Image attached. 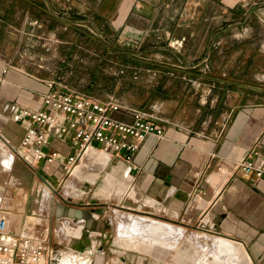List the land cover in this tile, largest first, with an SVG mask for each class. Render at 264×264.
Returning a JSON list of instances; mask_svg holds the SVG:
<instances>
[{"label":"crops","instance_id":"1","mask_svg":"<svg viewBox=\"0 0 264 264\" xmlns=\"http://www.w3.org/2000/svg\"><path fill=\"white\" fill-rule=\"evenodd\" d=\"M244 2L0 0V125L8 124L10 129L0 134L5 142L1 141L2 144L14 152L8 141L19 147L24 131L32 126L29 119H16L11 108L39 110L49 90L48 80L13 62L17 55L22 58L16 44L33 35L29 27L35 22L38 28L46 22L57 30L62 24L63 30H71L76 38L103 36L112 43V38L117 37L128 46L139 44L144 66L180 70L160 71L159 75L151 76L156 84L146 86L147 100L138 108L133 107L145 112L155 107L165 127V136L162 139L148 136L135 152L132 163L116 158L112 171L121 170L110 181L114 185L112 196L119 193L123 182L137 191L138 196L168 195L167 201L177 197L173 203L182 202L184 209V204L195 196L187 208L198 202L202 208L198 216H203L201 222L211 223L216 234L242 243L256 264H264V181L246 178L238 169V163L253 149L264 155V100L248 102L238 94L240 84L230 83L224 73L213 75L207 65L216 36L230 25L233 16L257 9L264 22V0L247 6H243ZM154 52L157 53L152 58L148 53ZM151 104L154 105L150 107ZM114 118L131 121L120 113ZM47 137V152L57 150L62 155L72 152L70 137L60 138L51 133ZM0 148L4 151L1 157L4 161L6 150L1 144ZM86 156L71 172L68 178L71 180H67L71 184L69 193H65L68 184L61 188L63 199L77 196L72 179L83 176L88 160L96 159L100 171L111 161V155L106 161ZM15 164L10 169L4 163V172L10 174L11 183L30 184L22 193L7 192L0 204V210L11 217V234L45 239L56 248V264H87V260L93 264L91 248L103 228L98 216L92 217L89 211L101 214L102 205L82 201L72 206L75 209L62 208L51 196L52 189L44 184L45 180L53 185L51 181L64 175L59 162L49 167L43 162L25 161L20 165L16 161ZM33 174L36 179L32 178ZM98 175L85 178L92 183ZM109 184L103 181L97 190L100 197H108L100 192ZM68 225L79 229V236L65 235Z\"/></svg>","mask_w":264,"mask_h":264},{"label":"rangeland","instance_id":"2","mask_svg":"<svg viewBox=\"0 0 264 264\" xmlns=\"http://www.w3.org/2000/svg\"><path fill=\"white\" fill-rule=\"evenodd\" d=\"M229 24L221 34L216 36L214 46L211 49L212 57L207 63L209 71L213 75L224 73L230 83L240 84L241 88H238L240 90L238 94L244 99H248V102H261L264 100V22L260 19L257 9H254L233 16ZM38 26V23L31 25L29 27L31 29L30 34L33 35L24 42L16 44V51L17 49L19 50L22 58L17 55L13 61L14 64L24 66L27 72L44 80H63L71 90L91 96L102 102L113 98L132 108H138L147 100V96H144L146 86L153 87L156 84L150 77L154 74L159 75L160 71L174 73L177 68L159 70L156 67L144 66L141 60V57L144 56L140 54L142 52L139 44H130L128 46L118 40L117 37L112 38V43H109L107 38L103 36L91 37L89 35L87 38L81 36L76 38V35L71 30H63L64 26L62 24L59 30L56 27L47 25L46 22L40 28ZM156 53L148 54L155 58ZM177 70L180 69L177 68ZM153 105L151 104L150 107ZM8 130H10L8 129V124L0 125V134L3 135ZM1 141L3 139L0 137V144L2 143ZM10 146L18 151V147L16 148L14 143L11 142ZM18 153L14 151L13 156L14 158L16 157V161L20 165H23L25 161L18 157ZM3 154L4 151L0 148V204L3 202L2 199L7 192L14 191L16 193L20 190V193H22L30 184V182H22L24 185H21L22 183H11V179L8 177L10 174L4 172V161L1 158ZM92 157H98L106 161L97 154ZM87 162L83 176L78 179H72L77 189V196L66 197L65 199L60 196V190L64 184H68L65 189L69 185L71 186L67 180H71L68 178H70L71 172L75 167L70 172H64V175H60V180L51 181L53 183L52 186L57 189L56 192L52 190L51 196L64 209L68 206H70L69 209H75L72 206H76L75 203L82 201H90L102 205L100 206L101 214L94 210L89 211L92 212V217L94 215L98 216L97 221L101 223L103 228V230L99 231L101 235L94 239L95 242L91 248L93 264H226L225 259L219 258L214 252L206 256H199L195 246L187 241H183L179 246L174 245V241H170L166 246L160 243L158 246L162 245L161 248L164 251L162 255L154 250L151 251V249H148V251L146 248L136 249L137 247L134 248L133 243H130L132 248H125L121 246L122 242L118 226V221L120 220L117 217V211L154 219L162 223H172L179 228H185L188 232L187 234L199 231L200 233L222 239L226 238V240L242 246L246 253L249 254L242 243L216 234L211 228V223L206 222L204 224L201 222L203 216L195 218L193 222L184 221V218L190 212L191 206L193 207V205L189 208L187 206L197 197L194 196L184 204L186 209L183 208L181 202L177 211L172 208L175 204L173 199H177V197H172L167 201L168 195L148 197L140 194L135 202H130L132 206H135V208H131L124 203L120 204L119 202L122 198L117 197V194L112 196L114 185L110 181L115 173L112 169L116 166V158H112V161L106 164L101 171L99 170L100 163L96 159L88 160ZM95 173L99 174L95 182L91 183L85 178ZM32 178L36 179V176L33 174ZM106 180L112 186L110 188L108 185L101 189H105L106 192V194H101L105 197L108 196L104 198L97 194V190L103 184V181L105 182ZM122 184L124 185L125 182ZM123 185H121L119 193ZM65 200L71 204L66 203ZM153 200L157 203L152 207L150 203ZM44 204L46 206L49 205L47 202ZM197 204L198 202L194 205ZM70 212L68 211V213ZM173 213L180 215L179 218L174 220ZM92 217H90L91 220ZM67 227L70 232L66 230L67 232H64L65 235L75 231L69 225ZM247 256L250 258L251 263L256 264L250 255ZM201 257L205 260H200ZM99 258H102L100 262H98ZM237 264H242V262L238 260Z\"/></svg>","mask_w":264,"mask_h":264},{"label":"built area","instance_id":"3","mask_svg":"<svg viewBox=\"0 0 264 264\" xmlns=\"http://www.w3.org/2000/svg\"><path fill=\"white\" fill-rule=\"evenodd\" d=\"M247 3H257V0H245L243 6ZM46 85L49 90L42 99L41 109L11 108L16 119L26 118L32 124L21 136L18 151L13 148L15 153L19 152L18 157L28 163L43 162L49 167L59 162L63 172H70L91 148L107 152L111 161L115 157L132 163L135 152L148 136L159 139L165 136V127L155 107L145 112L113 98L102 102L71 90L63 80H48ZM119 113L130 117L131 121L115 119L114 115ZM48 133L60 138L70 137L72 152L63 155L57 150L47 152ZM238 169L246 178L264 181V155L253 149L238 163ZM10 226V215L0 210V264H56L54 246L40 236H13Z\"/></svg>","mask_w":264,"mask_h":264},{"label":"bare ground","instance_id":"4","mask_svg":"<svg viewBox=\"0 0 264 264\" xmlns=\"http://www.w3.org/2000/svg\"><path fill=\"white\" fill-rule=\"evenodd\" d=\"M1 145L3 146V148L6 149V152H5L6 155L4 156L5 158L4 163L7 164L8 168L13 169L14 165H17L15 164L16 157L14 158L13 152L9 150V148H7V144L5 145L1 143ZM95 154L100 155L102 158H104V160H107L110 158V155L107 152L106 153L97 152L92 148L88 149L85 152L84 157L87 155L86 157L90 158ZM120 170L121 168L115 171L114 175L112 176L113 180H115ZM223 172L226 173L227 171H223ZM76 173L74 175H76ZM69 187L71 186L69 185L67 187L66 194L69 193ZM100 193L106 194L105 189L101 190ZM118 196L122 198L121 200L119 199L120 204L124 203L125 205L131 208H135V206H132L130 202L131 201L135 202V200L139 198L137 191L130 189V186L127 183L123 185L121 192L117 194V197ZM156 203L157 202L153 200L150 203V205L153 207L156 205ZM179 204H181L180 201H175V204L172 208L178 211L180 208V206L178 207ZM194 204H193V207L191 206L188 216L184 218L185 222H188V223L193 222L194 219L198 218L199 214L202 212V208L200 207L199 203L197 205H194ZM116 214H117L118 219L120 220L118 221V226L120 230V239L122 242L121 246H124L125 248H132V245H130V243H133L134 248L137 247L136 249L139 248L141 250V249L146 248L147 251L148 249H151V251L154 250L155 252H158L159 254L162 255L164 254V251L161 248L162 245L160 247L158 246L160 243H163L166 246V244L169 243L170 241H174V245L179 246V244L182 243L183 241H187V242H191L193 246H195L196 251L198 252L199 256L201 255L206 256L207 254L214 252L216 253V255H218L219 258L225 259L224 261H226V264H237L238 260L242 262V264H253L251 263L250 258L247 256L249 254L246 253L245 249H243L242 246H240L239 244H235L234 242L230 240H226V238L222 239L219 237L211 236L209 234L207 235V234L200 233L199 231L196 233L187 234L188 232L185 228H182V227L179 228L175 226V224L162 223L154 219L143 218L137 215L134 216V215L125 213L123 211L122 212L117 211ZM179 216L180 215L173 213L174 220L178 219ZM79 233H80L79 229L72 232V234L76 235V237L79 236ZM168 246L170 245L168 244ZM200 260H203L202 257ZM209 260H210V257H209ZM207 261H208V256H207Z\"/></svg>","mask_w":264,"mask_h":264},{"label":"water","instance_id":"5","mask_svg":"<svg viewBox=\"0 0 264 264\" xmlns=\"http://www.w3.org/2000/svg\"><path fill=\"white\" fill-rule=\"evenodd\" d=\"M44 184L47 185V186L50 187L53 191L56 192L55 188H54L51 184H49L47 181L44 180ZM65 202L68 203V204H71L69 201H66V200H65Z\"/></svg>","mask_w":264,"mask_h":264}]
</instances>
